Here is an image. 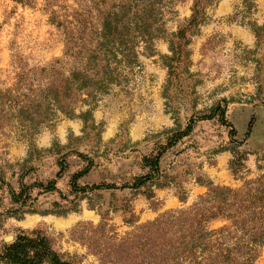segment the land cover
Listing matches in <instances>:
<instances>
[{"label": "rangeland", "instance_id": "obj_1", "mask_svg": "<svg viewBox=\"0 0 264 264\" xmlns=\"http://www.w3.org/2000/svg\"><path fill=\"white\" fill-rule=\"evenodd\" d=\"M194 3L182 0L175 14L166 15L167 34L154 41V53L138 47L132 67L112 62L117 78L107 89L92 97L77 94L74 117L58 113L32 145L15 129L0 134V250L22 233H37L75 264H138V257H120L121 238L166 212L190 207L210 181L238 188L264 173V0H214L204 7L206 21L190 27ZM89 5L90 0H57L51 7L48 0H0L1 85L15 83L24 61L48 67L59 60L65 74L79 68V60L66 54V28L57 23ZM254 26L263 27L260 36ZM83 112H89L86 120L79 116ZM188 125L190 133L160 159L161 186L122 187L149 174L145 159ZM234 145L247 156L236 176L230 167ZM89 160L91 169L78 183L116 188L74 193L72 177ZM62 162L67 168L57 177ZM54 179L56 190L40 193L34 187L25 207L17 210L12 203V191L23 184ZM223 224L215 220L209 227ZM255 264H264V247Z\"/></svg>", "mask_w": 264, "mask_h": 264}, {"label": "trees", "instance_id": "obj_2", "mask_svg": "<svg viewBox=\"0 0 264 264\" xmlns=\"http://www.w3.org/2000/svg\"><path fill=\"white\" fill-rule=\"evenodd\" d=\"M55 1L48 0L49 6ZM181 1L90 0L91 5L83 13L75 12L72 19L66 16L57 25L66 28V54L79 60L81 66L65 74L57 65L59 60L48 67H28L24 61L13 85L3 87L0 83V134L15 129L20 138L32 145L31 139L43 128L52 126L58 113L74 117L72 102L77 94L92 97L96 91H104L116 80L112 62H125L127 67H132L137 62L138 47L154 53V41L167 34L166 15L175 14V6ZM202 1L195 0L190 27L206 21L204 7L214 0H207L205 5ZM52 13V20L57 22V11ZM82 14H85L84 18ZM262 29L253 27L256 36H260ZM172 50L180 54L179 49L172 47ZM87 114L89 112H83L79 116L86 120ZM221 121L225 122L224 119ZM191 129L192 125H188L184 130H176L157 154L145 159L151 172L122 187L139 189L148 183L161 186L158 182L159 163L163 153L187 136ZM230 137L236 143L234 129ZM232 148L234 158L230 167L236 176L238 166L240 168L241 161L247 156L236 145ZM92 163L89 160L81 172L73 175L74 193L116 188L109 184L82 186L78 183L91 169ZM61 167L57 177L66 171L63 162ZM56 183L54 179L30 186L23 184L18 192L12 191V203L18 206L17 210L21 209L31 199L34 187L40 189V193H47L56 190ZM207 186L208 191L190 207L166 212L139 232L121 238L120 257L127 259L121 256L126 253L133 259L140 258L138 264H255L264 247V173L245 180L238 188L215 185L211 181ZM215 220L224 224L210 228L209 223ZM154 233L158 236L155 240ZM144 235L147 240L140 247ZM0 264L75 263L56 251L46 236L22 233L2 247Z\"/></svg>", "mask_w": 264, "mask_h": 264}]
</instances>
